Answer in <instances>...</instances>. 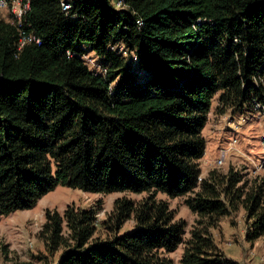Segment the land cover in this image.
<instances>
[{
    "label": "trees",
    "instance_id": "trees-1",
    "mask_svg": "<svg viewBox=\"0 0 264 264\" xmlns=\"http://www.w3.org/2000/svg\"><path fill=\"white\" fill-rule=\"evenodd\" d=\"M27 1L20 23L0 12V218L58 185L145 193L117 198L101 227L100 202L48 209L47 264H174L181 244V264H242L213 231L244 210L245 239L264 235V176L202 177L203 130L215 98L219 116L264 104V0ZM160 193L196 214L187 239Z\"/></svg>",
    "mask_w": 264,
    "mask_h": 264
},
{
    "label": "rangeland",
    "instance_id": "rangeland-1",
    "mask_svg": "<svg viewBox=\"0 0 264 264\" xmlns=\"http://www.w3.org/2000/svg\"><path fill=\"white\" fill-rule=\"evenodd\" d=\"M0 12L6 19L10 13H13L8 9H2ZM85 58L91 68L96 67L98 59L93 53L88 52ZM216 103L215 98L209 120L203 130L206 138V150L201 160L203 177L207 175L213 164L215 165L221 151L229 148V142L235 137L238 139V144L235 149L229 150L227 159L221 167L223 171H227L230 166L236 169L251 167L254 163H259L264 155V114L256 111L249 112L247 122L242 124L237 131H233L225 127L226 119L216 115ZM229 116V114L226 115V117ZM239 116L240 114L235 115L234 118L237 119ZM247 178L252 180L255 176L248 174ZM122 196L139 200L145 196V193L102 194L58 185L54 190L45 194L33 208L17 210L2 216L0 218V264H47L51 260V258L48 260L44 258L47 251L39 237L48 209L63 212L68 205L75 204L81 208H90L100 202L102 209L98 214V225L101 227L102 221L113 210L115 200ZM159 197L166 199L171 208L176 210L177 219H182L187 223L185 234V239H187L197 216L186 204V197L170 198L164 193H160ZM134 224V220L127 221L120 233L132 230ZM213 232L220 247L230 258L242 264H264V235L254 242H248L245 239L244 210H240L231 217L223 218L220 227ZM97 236L104 237L105 233L99 229ZM183 248L184 244H181L175 252L171 253L174 264H181Z\"/></svg>",
    "mask_w": 264,
    "mask_h": 264
},
{
    "label": "built area",
    "instance_id": "built-area-1",
    "mask_svg": "<svg viewBox=\"0 0 264 264\" xmlns=\"http://www.w3.org/2000/svg\"><path fill=\"white\" fill-rule=\"evenodd\" d=\"M71 1L72 0H60L63 10L67 13L71 9ZM115 1H116L117 7L122 6L123 0H115ZM8 4H9L8 0H0V10L7 9ZM29 7H30V2L27 0H17L14 2L13 6H12V12H13L15 18L18 20V23L21 22L22 17L26 13V11L29 9ZM35 39H36V37L34 35L23 37L21 39L20 46L22 47L25 43L33 41ZM37 41L40 42V40H37ZM254 106H255L256 112H258L260 114H264V104H262L260 102H255ZM247 114L248 113L240 114V116L237 119H235L232 116L226 118V121L224 122L225 127L229 128L233 131H237L238 128H240V126L242 124L247 122V120H248ZM237 144H238V139L235 137L229 142V148L223 149L221 151L220 157L216 160L215 165L213 164L212 168L223 167V165L227 159V155H228L229 150L235 149ZM263 148H264V140H263ZM246 171H247V174H249L250 176H252V175L255 177L264 176V155H263V157L259 163H254L251 167L246 168ZM202 177H203V172H202Z\"/></svg>",
    "mask_w": 264,
    "mask_h": 264
},
{
    "label": "crops",
    "instance_id": "crops-1",
    "mask_svg": "<svg viewBox=\"0 0 264 264\" xmlns=\"http://www.w3.org/2000/svg\"><path fill=\"white\" fill-rule=\"evenodd\" d=\"M210 114H211V112H210ZM226 115H228V114H225V115H220L221 116V118H224V119H226V118H228V117H226ZM230 115V114H229ZM218 116V115H217ZM231 116V115H230ZM229 116V117H230ZM248 168V167H247Z\"/></svg>",
    "mask_w": 264,
    "mask_h": 264
}]
</instances>
